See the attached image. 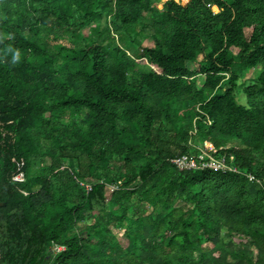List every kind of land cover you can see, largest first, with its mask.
<instances>
[{
    "label": "trees",
    "instance_id": "16d2710c",
    "mask_svg": "<svg viewBox=\"0 0 264 264\" xmlns=\"http://www.w3.org/2000/svg\"><path fill=\"white\" fill-rule=\"evenodd\" d=\"M0 264H264V0H0Z\"/></svg>",
    "mask_w": 264,
    "mask_h": 264
},
{
    "label": "built area",
    "instance_id": "2783aa9c",
    "mask_svg": "<svg viewBox=\"0 0 264 264\" xmlns=\"http://www.w3.org/2000/svg\"><path fill=\"white\" fill-rule=\"evenodd\" d=\"M212 12H217L218 11V7L215 4H207ZM203 151V156L206 155V157H203L202 160L199 161L198 164H196V162L192 159V155H188V154H183L181 156H178L176 158H173L172 161L178 166L179 169L182 168H193L197 165H199V167L201 168H205V167H209L213 170H225V169H235L234 167H230L227 166L226 164H224L223 161L221 160H217L215 159V157H213L212 155L209 154V152H215L217 149L213 147L212 144L207 143L204 144V147L201 148ZM248 179L252 180L253 179V175L252 174H248ZM66 247L64 245H60V244H51L49 251L52 254H55L59 251H63L65 250Z\"/></svg>",
    "mask_w": 264,
    "mask_h": 264
},
{
    "label": "rangeland",
    "instance_id": "374dc122",
    "mask_svg": "<svg viewBox=\"0 0 264 264\" xmlns=\"http://www.w3.org/2000/svg\"><path fill=\"white\" fill-rule=\"evenodd\" d=\"M177 1H179V0H177ZM182 2H186L187 0H181ZM152 44V42H151V40L150 39H145L143 42H142V46H150ZM187 65L189 66V67H191V68H197V62H188L187 63ZM253 75H254V69H246V70H244V72H243V78L244 79H247V78H253ZM237 99L239 100V102H241V103H245V96L243 95V93L242 92H239L238 94H237ZM198 146H200L201 148H203V146H204V144L203 143H201V142H199L198 143ZM233 241H235V242H238L240 239H241V237H239V236H234L233 238Z\"/></svg>",
    "mask_w": 264,
    "mask_h": 264
},
{
    "label": "clouds",
    "instance_id": "9594fccd",
    "mask_svg": "<svg viewBox=\"0 0 264 264\" xmlns=\"http://www.w3.org/2000/svg\"><path fill=\"white\" fill-rule=\"evenodd\" d=\"M20 58L19 52H17V54L15 55V57L13 58V62L18 61Z\"/></svg>",
    "mask_w": 264,
    "mask_h": 264
}]
</instances>
